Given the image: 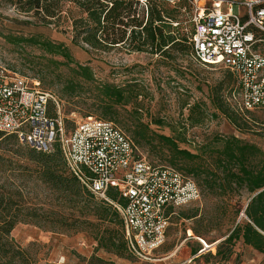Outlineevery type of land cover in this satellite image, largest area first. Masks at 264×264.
I'll return each mask as SVG.
<instances>
[{"label": "trees", "instance_id": "16d2710c", "mask_svg": "<svg viewBox=\"0 0 264 264\" xmlns=\"http://www.w3.org/2000/svg\"><path fill=\"white\" fill-rule=\"evenodd\" d=\"M7 1L18 12L32 15L44 24L68 20L73 35L72 43L75 45H86L103 52L121 48L128 53H149L168 63L174 61V53L183 51L185 45L194 57L190 34L180 31V7H170L161 0H149L146 4L134 0ZM8 38L22 48L28 45L38 47L42 56H46L56 69L68 67L70 78L66 80V86L70 96L76 95L78 90H84L85 82L94 84L97 81L92 68L76 62L69 47L63 43L38 35H9ZM222 70L223 79L211 88L212 103L239 131L250 132L253 128L245 119L246 114H251L250 110L234 109L225 96L226 88L231 96L237 92L236 77L230 70ZM94 88L100 97L103 116L115 114L119 106L136 104L144 96V86L137 79L123 86L102 82ZM188 111L187 120L192 127L201 125L207 117L204 104L201 103L188 106ZM50 113L56 115L53 105L50 106ZM137 123L132 141L135 146L155 145L161 156L168 153L170 166L195 182L197 180L199 188L201 184L216 198L247 196L245 207H229L226 202H221L217 205L219 216L201 213L198 209L180 215L193 221L188 231L205 241L204 235L209 230L221 228L220 218L232 211L235 218L232 228L216 244L215 254L209 252L202 257L229 261L237 243L264 254V150L234 135H217L196 152L182 146L187 143L184 133H178L177 136L158 134L142 122L140 116L137 117ZM155 123L163 125L165 121L157 119ZM0 145H4L0 153V264H34L11 236L20 223L32 224L51 232L91 231L98 247L104 251L119 257L130 254L119 211L108 202L97 199L70 172L58 144L51 152H41L21 143L15 134L0 132ZM14 163L18 166L17 173L10 168ZM15 178L21 181L16 182ZM32 181L34 185L30 187ZM36 189L47 192L43 200L38 198ZM33 194L35 197L31 196ZM109 195L117 200L114 191H110ZM241 212L245 218L236 222ZM202 247L200 243V248L194 250L193 254H197Z\"/></svg>", "mask_w": 264, "mask_h": 264}, {"label": "rangeland", "instance_id": "374dc122", "mask_svg": "<svg viewBox=\"0 0 264 264\" xmlns=\"http://www.w3.org/2000/svg\"><path fill=\"white\" fill-rule=\"evenodd\" d=\"M242 9L239 3H234L232 6L236 15L243 12ZM179 11L181 12L178 17L180 31L189 35L193 28L194 7L188 1H182ZM70 25L68 20H61L56 24H44L32 15L18 12L7 0H0V64L37 82L42 90L55 95L60 101L62 114L68 120V128L74 127L87 116H93L112 121L133 141V132L138 127L137 117L140 116L142 122L148 124L149 128L158 134L177 136L178 133H184L187 143L182 146L190 147L196 152L203 145L212 142L217 135H234L264 150L263 108L252 109L251 114L245 115V119L253 129L243 133L214 107L211 88L223 79L221 67L200 65L185 45L182 47L183 51L174 53L175 59L171 63L157 55L128 53L121 48L109 52L96 51L86 45L73 44ZM9 35L24 37L38 35L65 44L76 62L92 68L97 81L94 84L85 82L84 90H78L76 95L70 96L66 86V80L70 78L68 67L61 66L56 69L46 56H42V51L38 47L28 45L22 48L13 43L8 38ZM57 59L63 60L61 57ZM132 79H137V82L144 86V96L140 97L136 104L119 106L115 114L103 116L95 85L108 82L123 86ZM225 96L234 109L240 110L239 101L233 94L232 96L229 94L227 88ZM195 103L204 104L207 117L201 125L192 127L187 120L188 106ZM137 108H139L138 113L135 112ZM157 119H163L165 123L157 125L155 123ZM3 146L0 145V153ZM136 146L140 155L152 164L170 166L168 153L161 156L155 145ZM17 167L14 163L10 168L17 173L19 172ZM7 174H10V171H7ZM14 180L21 181L18 178ZM33 185L32 181L29 186ZM199 185L200 200L174 210L170 217L165 242L149 260H139L130 254L119 257L106 252L98 247L91 231L51 232L32 224L20 223L14 228L11 236L34 264H222L220 258L209 256L190 261L194 255L193 251L200 248V241L197 239L185 241L193 221L184 219L180 215L198 209L201 213L219 216L217 205L222 204L221 202H226L229 207H245L247 196L244 194L242 197L231 199L216 198L201 184ZM37 191L38 198L43 200L47 192L36 189ZM31 196L35 197L34 194ZM243 218L245 216L241 212L236 222H240ZM217 221L215 223H218ZM234 221L235 218L230 211L226 217L220 218L221 228L209 230L204 235V242L208 245L221 242L232 228ZM235 248L239 249V256L233 264H238L242 260L241 255L245 247L237 243Z\"/></svg>", "mask_w": 264, "mask_h": 264}, {"label": "built area", "instance_id": "2783aa9c", "mask_svg": "<svg viewBox=\"0 0 264 264\" xmlns=\"http://www.w3.org/2000/svg\"><path fill=\"white\" fill-rule=\"evenodd\" d=\"M161 1L180 7L184 0ZM187 1L195 10L190 33L194 58L235 75L238 90L233 96L242 109H264V0ZM234 3L243 8L239 15L233 13ZM67 121L55 95L0 64V132L15 134L41 152H51L58 144L70 172L97 199L119 211L129 253L149 260L165 242L171 214L199 201L200 188L177 169L142 157L112 121L87 116L72 128ZM191 239L203 246L198 255L215 254L216 243L208 245L189 230L185 241Z\"/></svg>", "mask_w": 264, "mask_h": 264}, {"label": "crops", "instance_id": "0c3cea01", "mask_svg": "<svg viewBox=\"0 0 264 264\" xmlns=\"http://www.w3.org/2000/svg\"><path fill=\"white\" fill-rule=\"evenodd\" d=\"M240 246L245 247V249H243L244 252L241 255L242 260L238 264H264V254L256 251L255 249H253L250 246H247V245L244 246L243 243H240ZM215 250H216V248H214V251ZM238 251H239V249L235 248V253L231 257V259L229 261H226V262L223 261L221 263L222 264H233L235 262V260L237 259V257L239 256ZM192 257H194V259H198V258H201L202 255L201 254L200 255L194 254Z\"/></svg>", "mask_w": 264, "mask_h": 264}]
</instances>
